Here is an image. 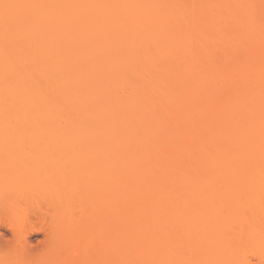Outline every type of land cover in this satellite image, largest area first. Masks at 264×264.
<instances>
[{
    "label": "bare ground",
    "instance_id": "1",
    "mask_svg": "<svg viewBox=\"0 0 264 264\" xmlns=\"http://www.w3.org/2000/svg\"><path fill=\"white\" fill-rule=\"evenodd\" d=\"M260 211L264 0H0V264H241Z\"/></svg>",
    "mask_w": 264,
    "mask_h": 264
},
{
    "label": "rangeland",
    "instance_id": "2",
    "mask_svg": "<svg viewBox=\"0 0 264 264\" xmlns=\"http://www.w3.org/2000/svg\"><path fill=\"white\" fill-rule=\"evenodd\" d=\"M24 137H25V135H24ZM23 140L25 141L24 138H23ZM23 140L17 139V140H14L13 142H11L10 143L11 146L14 147V148H11V150L12 151L14 150V152H15L16 148H17V150H19L20 147H21L23 149H20V151L22 150L24 152V154H30L31 152L35 153V151H36L35 149L36 148H34V147H36V146L32 147L33 145L32 146L30 145V144H32V142H34L35 139H33L32 142L27 141L30 144L29 143H26V142H23ZM46 143H48V146H49V142L47 141ZM40 144H42L41 145L42 148L48 147L47 144H45V141H41V143H39L38 145H40ZM7 146H10V145L7 144ZM41 147H40V149H41ZM32 148H34V149L32 150ZM236 151L238 152V151H240V149L237 148ZM236 151H234V152H236ZM242 151H243V149H242ZM247 151H249V150H247ZM247 151L246 152L244 151L243 153L247 154ZM29 168H30V163L23 162V161H17L16 163L7 164L6 165V170H8V171L23 172V171H25L26 169H29ZM23 206H25L24 203H23ZM263 214H264V211H260L258 213L257 217H261V216L263 217ZM262 217H261V219H262ZM46 226H47V224H46ZM28 227L29 226H26V227H24L22 229V233L23 234L25 232H28ZM48 228L50 230V228H51V222L48 225ZM236 228H237V226H236ZM1 237L4 238V239L5 238H10L11 237V234L7 230L5 231V230H3L0 227V238ZM43 237H44L43 236V233H41V232L33 233V234H31V236L28 237V241H29L30 244L35 245V244H38L37 242L40 241V240H42ZM261 245L264 246V236H262V238H260L259 241L258 240L257 241H252V242L248 243L246 246H243V245L239 246L240 253L245 252V257L248 260V262H242L241 264H264V261L261 260L254 253L257 248L261 247ZM0 255H5V254H4L3 251L0 250ZM44 257H46L45 254L41 253V254L37 255L36 257L31 258L30 260H27L26 258H24V260L23 259H21V260L23 262H25L26 264H47V260ZM53 261H55L58 264H70L68 262V259H65V255L64 254H62V257H60L59 255H57L56 256V259L53 260ZM5 264H7V263H5Z\"/></svg>",
    "mask_w": 264,
    "mask_h": 264
}]
</instances>
